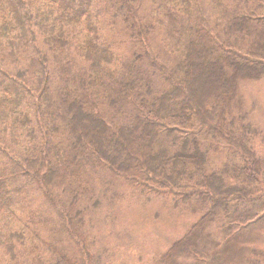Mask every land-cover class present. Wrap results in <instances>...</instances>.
Segmentation results:
<instances>
[{
  "label": "trees",
  "instance_id": "trees-1",
  "mask_svg": "<svg viewBox=\"0 0 264 264\" xmlns=\"http://www.w3.org/2000/svg\"><path fill=\"white\" fill-rule=\"evenodd\" d=\"M142 5L0 0V249L11 264H26L15 250L40 242L32 192L55 208L79 254L87 252L78 203L90 171L207 206L165 253L170 260L192 250L194 230L252 201L264 160L251 141L261 131L246 115L228 114L239 84L264 78V0H150L144 17ZM102 13L106 25L120 20L135 44L126 57L101 33ZM157 25L172 65L152 50ZM221 140L237 162L207 171ZM58 188L73 193L68 204ZM15 212L17 221L29 216L20 230ZM57 254L55 264H82Z\"/></svg>",
  "mask_w": 264,
  "mask_h": 264
},
{
  "label": "rangeland",
  "instance_id": "rangeland-1",
  "mask_svg": "<svg viewBox=\"0 0 264 264\" xmlns=\"http://www.w3.org/2000/svg\"><path fill=\"white\" fill-rule=\"evenodd\" d=\"M150 8V0H143L140 16L149 14ZM104 20L102 13L101 33L118 55L126 57L135 44L129 42L120 20L113 26L106 25ZM156 30L151 36L152 50L161 63L172 65L170 62L175 60V53L171 51V45L163 42L164 30L159 25ZM156 85H161L159 78H156ZM230 109L228 115H246L261 131L251 144L264 160V78L241 82ZM215 146L217 150L208 156L207 171L237 162L223 140ZM84 178L87 181L82 189L85 193L79 192L78 207L84 211L82 235L87 252L79 254L55 208L39 193L32 192L28 197L32 210L30 217L35 218L40 242L35 248L28 244L15 250L18 258H28L26 264H35L36 259L40 264H55L57 252L68 256L70 261H82V264H264V173L255 183H250L252 201L232 208L228 216L225 213L217 215L202 228L194 230L189 240L192 250L173 260L165 258V253L199 221L207 210L206 205L201 206L196 199L179 202L168 194L154 195L107 170L90 171ZM231 178L229 176L228 181ZM55 196L68 204L73 193L58 188ZM18 217L17 221L15 212L12 226L16 230H20V220L27 222L29 219L26 212H20ZM1 222L0 228L4 226ZM26 232L28 238L33 237L32 230ZM6 261L9 260L0 249V264H6Z\"/></svg>",
  "mask_w": 264,
  "mask_h": 264
}]
</instances>
